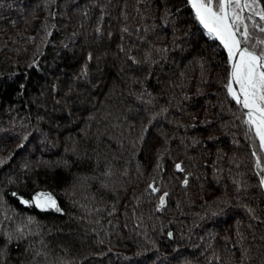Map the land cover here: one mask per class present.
Returning <instances> with one entry per match:
<instances>
[{
  "label": "trees",
  "instance_id": "obj_1",
  "mask_svg": "<svg viewBox=\"0 0 264 264\" xmlns=\"http://www.w3.org/2000/svg\"><path fill=\"white\" fill-rule=\"evenodd\" d=\"M228 70L188 0H0V264H264L263 154Z\"/></svg>",
  "mask_w": 264,
  "mask_h": 264
},
{
  "label": "snow or ice",
  "instance_id": "obj_2",
  "mask_svg": "<svg viewBox=\"0 0 264 264\" xmlns=\"http://www.w3.org/2000/svg\"><path fill=\"white\" fill-rule=\"evenodd\" d=\"M55 3V0H51ZM194 17L199 25L205 30L208 38L219 41L223 50L227 54L228 75L224 85L227 96L235 102L236 106L246 117L243 123L248 127L249 132L254 134L258 140L260 153H264V36H257L256 33H264V6L259 0H188ZM55 15L54 13L52 14ZM258 18V19H257ZM103 19V17H101ZM167 20V14L165 17ZM99 34L101 29L97 27ZM127 32L128 29H123ZM51 35V33H49ZM123 38V37H122ZM123 51V48H121ZM92 56L89 54L88 60ZM133 64L139 61L135 57L128 56ZM150 62V57H146L145 63ZM82 75L87 78V65L82 69ZM27 139V137H25ZM256 157V175L259 178V188L264 190V157L253 153ZM5 161L0 160V165ZM177 171H183L181 164H176ZM188 183V178L183 180L184 186ZM237 191L241 189L240 181H234ZM246 188L247 185H244ZM152 193L158 189L149 185ZM12 195L19 199L25 207H35L40 211H55L62 213L54 194L50 192H37L31 199L18 196L13 192ZM167 192L159 198L157 211L165 205ZM250 215L254 216V209H247ZM257 218L258 217H254ZM2 223V222H0ZM34 224L33 218H29L23 225L17 226L14 232L7 233V240L11 242L14 238L20 239L26 235V229ZM0 234H4L0 228ZM169 238L172 233H168ZM40 253H37L39 255ZM3 250H0V256Z\"/></svg>",
  "mask_w": 264,
  "mask_h": 264
},
{
  "label": "water",
  "instance_id": "obj_3",
  "mask_svg": "<svg viewBox=\"0 0 264 264\" xmlns=\"http://www.w3.org/2000/svg\"><path fill=\"white\" fill-rule=\"evenodd\" d=\"M202 27V26H201ZM204 30V29H203ZM204 32H205V30H204ZM219 42V41H218ZM263 154V157H264V153H262ZM262 165H264V160H263V162H262ZM161 195H163V193L161 194Z\"/></svg>",
  "mask_w": 264,
  "mask_h": 264
}]
</instances>
